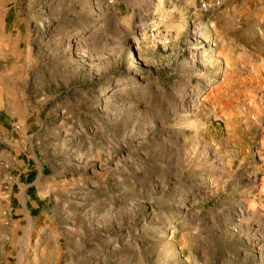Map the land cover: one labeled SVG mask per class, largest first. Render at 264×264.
Returning <instances> with one entry per match:
<instances>
[{
    "label": "rangeland",
    "instance_id": "obj_1",
    "mask_svg": "<svg viewBox=\"0 0 264 264\" xmlns=\"http://www.w3.org/2000/svg\"><path fill=\"white\" fill-rule=\"evenodd\" d=\"M0 264H264V0H0Z\"/></svg>",
    "mask_w": 264,
    "mask_h": 264
},
{
    "label": "bare ground",
    "instance_id": "obj_2",
    "mask_svg": "<svg viewBox=\"0 0 264 264\" xmlns=\"http://www.w3.org/2000/svg\"><path fill=\"white\" fill-rule=\"evenodd\" d=\"M192 33H193V35L191 37H199V36L196 35V33L194 31H192ZM231 48H232V45L228 44V52H230ZM195 50L196 51L194 52V54H197L196 57L198 59H204L205 60V65L206 64H208V65H210V64H215V65L219 64L220 62L218 61V59L222 55H224L223 48L218 47L215 43H212L210 40H204V39H200V38H198V41L196 39ZM117 91L114 90V92H117ZM215 160L218 163H220V159L219 158H216ZM241 208L245 210V203H244L243 200L241 201ZM246 212H253V211H251L250 209L246 208ZM47 253H49V252H47Z\"/></svg>",
    "mask_w": 264,
    "mask_h": 264
}]
</instances>
